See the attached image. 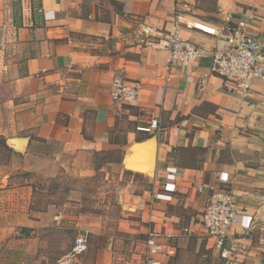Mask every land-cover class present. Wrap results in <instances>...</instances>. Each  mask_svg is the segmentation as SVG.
Masks as SVG:
<instances>
[{
	"label": "crops",
	"instance_id": "0c3cea01",
	"mask_svg": "<svg viewBox=\"0 0 264 264\" xmlns=\"http://www.w3.org/2000/svg\"><path fill=\"white\" fill-rule=\"evenodd\" d=\"M181 1L190 16L217 26L228 15L231 24L246 21L264 45V0ZM175 3L23 0V13L13 11L12 22L0 10V144L11 154L0 158V251L22 241L13 236L19 227L33 234L25 238L33 251L35 229L49 224L57 205L39 206L37 180L60 168L79 169L83 178L105 170L108 179L109 166H116L129 176L128 193H157L159 241L175 247L174 255H157L164 264H222L201 222L213 188H228L238 204L230 240L246 248L241 264H264V81L243 98L232 83L210 73L208 56L190 66L172 65L165 83L167 52L148 42L167 34ZM182 36L211 52L227 47L196 30ZM120 71L143 81L134 105L114 103L111 84ZM154 118L159 129L137 130ZM153 135L155 176L127 170L129 147ZM8 138H28L27 147L17 151ZM137 218L121 219L117 230L133 237L143 232L134 242L145 246L148 226ZM108 251L99 250L95 264H146L138 253L116 257Z\"/></svg>",
	"mask_w": 264,
	"mask_h": 264
},
{
	"label": "built area",
	"instance_id": "2783aa9c",
	"mask_svg": "<svg viewBox=\"0 0 264 264\" xmlns=\"http://www.w3.org/2000/svg\"><path fill=\"white\" fill-rule=\"evenodd\" d=\"M173 16L166 35L148 44L156 49H164L168 55L167 73L163 80L170 79L169 71L174 64L190 66L203 57H212L210 73L232 83L233 90L241 97H247L253 90L257 81H264V55L260 54L263 46L261 41L247 31L246 21L242 20L231 24L228 15L226 23L217 26L207 21L194 18L188 12L187 4L176 0L173 7ZM12 22L13 19L11 18ZM145 34L148 36L152 28L146 26ZM183 30H196L205 35L214 37L218 42L223 40L227 47L223 50L210 51L204 45L191 41L182 36ZM143 81L126 76L124 71L117 73L111 84V93L117 105H134L138 102ZM159 129V120L154 118L149 125H139L137 130L152 133ZM224 182L228 175L221 174ZM167 180H175L168 177ZM170 183L166 184L169 188ZM203 186L199 188L202 190ZM157 193L125 194L121 200L122 213L139 217L148 227L145 240L146 264H164L157 255H174L175 247L159 241L163 234L155 228L157 223L154 214L153 198ZM238 204L234 194L228 188H213L201 215V222L211 242L222 259V264H241L246 253L244 245L236 240H230L233 225L238 221ZM89 234L80 233L69 253L59 260L58 264H72L74 259L86 253L89 249Z\"/></svg>",
	"mask_w": 264,
	"mask_h": 264
},
{
	"label": "rangeland",
	"instance_id": "374dc122",
	"mask_svg": "<svg viewBox=\"0 0 264 264\" xmlns=\"http://www.w3.org/2000/svg\"><path fill=\"white\" fill-rule=\"evenodd\" d=\"M0 10L5 15L7 13L6 22H11L13 11L15 16L22 15L23 0H0ZM0 158H11V154L1 144ZM56 174L48 180H37L35 183V198L39 206L57 205L52 210L49 224L35 229L37 247L33 251L28 250L25 238L33 234L19 227L13 236L16 235L15 239L22 241L13 246L5 245V249L0 251V264H58L59 259L69 253L80 233L89 234V249L74 259L72 264H95L94 255L106 247L116 257L120 253H138L143 261L146 260L145 246L139 243V247H136L134 242L143 232L133 237L125 236L117 230L121 219L133 222L138 219L121 213L120 199L128 193L124 185L129 176H121L116 166H109L108 179L105 178V170L92 178L80 176L79 169L68 171L60 168Z\"/></svg>",
	"mask_w": 264,
	"mask_h": 264
},
{
	"label": "water",
	"instance_id": "95a60500",
	"mask_svg": "<svg viewBox=\"0 0 264 264\" xmlns=\"http://www.w3.org/2000/svg\"><path fill=\"white\" fill-rule=\"evenodd\" d=\"M264 55V45L260 50ZM28 138H8L7 144L17 151H24ZM158 138L156 135L144 141L133 143L124 155L123 164L127 170L142 173L149 177L155 176L157 167Z\"/></svg>",
	"mask_w": 264,
	"mask_h": 264
},
{
	"label": "trees",
	"instance_id": "16d2710c",
	"mask_svg": "<svg viewBox=\"0 0 264 264\" xmlns=\"http://www.w3.org/2000/svg\"><path fill=\"white\" fill-rule=\"evenodd\" d=\"M3 139V138H2Z\"/></svg>",
	"mask_w": 264,
	"mask_h": 264
}]
</instances>
